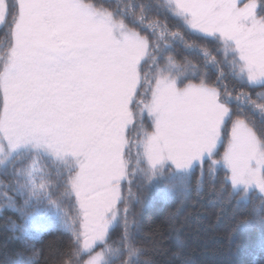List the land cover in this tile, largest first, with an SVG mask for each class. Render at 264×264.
<instances>
[{
  "label": "snow or ice",
  "instance_id": "6c2138e0",
  "mask_svg": "<svg viewBox=\"0 0 264 264\" xmlns=\"http://www.w3.org/2000/svg\"><path fill=\"white\" fill-rule=\"evenodd\" d=\"M158 180L245 211L264 264V0H0L3 264L51 230L56 264H156L132 206Z\"/></svg>",
  "mask_w": 264,
  "mask_h": 264
},
{
  "label": "trees",
  "instance_id": "16d2710c",
  "mask_svg": "<svg viewBox=\"0 0 264 264\" xmlns=\"http://www.w3.org/2000/svg\"><path fill=\"white\" fill-rule=\"evenodd\" d=\"M138 194L144 200L143 205L132 206L139 224L138 240L150 250L155 245L152 254L156 264H167L178 249L183 251V259L190 260L191 264H257L256 256L262 243L258 228L240 227L238 222L247 219V213L238 211L226 200L217 199L207 187L201 193H182L172 190L167 181L158 180ZM12 215L5 212L0 216V264H3L6 251L22 248L19 241H10L7 248L4 247L6 238L12 235L7 231L5 218ZM48 223L44 217L35 221L38 227ZM119 232L117 228L113 236ZM67 240L68 236L62 231L46 232L43 242L36 244L43 249L42 264L45 257L48 264H56L58 250H62L61 245Z\"/></svg>",
  "mask_w": 264,
  "mask_h": 264
},
{
  "label": "rangeland",
  "instance_id": "374dc122",
  "mask_svg": "<svg viewBox=\"0 0 264 264\" xmlns=\"http://www.w3.org/2000/svg\"><path fill=\"white\" fill-rule=\"evenodd\" d=\"M245 2H247V0H245Z\"/></svg>",
  "mask_w": 264,
  "mask_h": 264
}]
</instances>
